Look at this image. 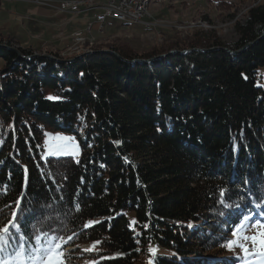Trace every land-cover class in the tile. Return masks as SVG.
<instances>
[{
    "label": "trees",
    "instance_id": "trees-1",
    "mask_svg": "<svg viewBox=\"0 0 264 264\" xmlns=\"http://www.w3.org/2000/svg\"><path fill=\"white\" fill-rule=\"evenodd\" d=\"M247 12L229 44L48 51L60 60L0 47V227L17 213V236L62 237L65 259L85 260L75 264H238L233 230L243 216L264 224V1ZM51 131L75 134L80 156H43Z\"/></svg>",
    "mask_w": 264,
    "mask_h": 264
},
{
    "label": "rangeland",
    "instance_id": "rangeland-1",
    "mask_svg": "<svg viewBox=\"0 0 264 264\" xmlns=\"http://www.w3.org/2000/svg\"><path fill=\"white\" fill-rule=\"evenodd\" d=\"M263 1L153 0L150 15L143 22L123 25L121 21L107 17L106 22L103 23L105 33L98 34L96 32L99 26V23L96 22L93 33L100 37L97 39L96 36H92L95 37L94 40L89 37L90 43H86L88 38L84 31H77L64 40H62V37L53 36L52 32L54 30L49 25L56 21L41 22V18L33 15L34 8L37 7L38 3H42L41 0H0V42H6L12 36V43L15 46L32 47L35 52L47 54L50 50H60L62 54L70 57L84 56L83 52H92L93 46H103L112 42H125L130 46H136L139 52H146L154 46L161 47L170 43L182 42L194 35L200 38L217 36L229 44L239 39L236 24L239 21H245L249 8ZM35 19L40 21H35ZM150 22L153 23L151 26L146 25ZM79 36L86 38L83 39L84 42L78 41ZM3 63L4 61L0 57V69ZM258 78L260 85L263 83L262 79H264V64L258 68ZM44 143L43 156H73L78 158L81 153L80 142L75 134L71 132H47ZM261 234H264V224L258 226L253 222L251 223V221H247L244 227L238 230L237 236H233L231 240H238L239 236L247 235L256 236L257 241H238L243 243L245 248L236 245L231 249L227 248L229 255L238 256L241 259L240 264H261V257L253 255L259 250ZM96 245L94 242H89L79 245L78 248L88 252ZM245 249H248V251L246 252ZM4 256L8 257L10 255ZM62 259L64 264L85 262V260H82L83 258H69L66 260L64 255ZM28 264H31V261Z\"/></svg>",
    "mask_w": 264,
    "mask_h": 264
},
{
    "label": "snow or ice",
    "instance_id": "snow-or-ice-1",
    "mask_svg": "<svg viewBox=\"0 0 264 264\" xmlns=\"http://www.w3.org/2000/svg\"><path fill=\"white\" fill-rule=\"evenodd\" d=\"M117 143H119V141H117ZM0 213H2V210H0ZM252 218V216H243L240 220V224L233 230V236L236 237L238 230L243 228L245 222L252 220ZM91 223L92 222H89V224ZM20 230L21 225L17 213H13L12 218L7 220V222L0 227V264H14V262L15 264H28L29 261H31V264H64L62 259L64 253L62 248L63 245L67 243V240H63L62 237L55 234L49 235V233L40 229H37L38 234L31 237L25 234L17 236V233L20 232ZM54 232L55 230H53V233ZM30 239L34 240V246L30 250V253L26 254V252L17 249L14 256H4L8 245L13 244L14 241H26ZM68 239H71V237ZM243 240L256 242L257 237L247 235L239 236L238 240H229L226 246L230 249L234 245L245 248L243 243L238 242ZM259 245V250L256 253H253V255H259L261 257V264H264V234H261ZM150 251L154 250L150 249ZM245 251L247 252L248 249H245Z\"/></svg>",
    "mask_w": 264,
    "mask_h": 264
},
{
    "label": "crops",
    "instance_id": "crops-1",
    "mask_svg": "<svg viewBox=\"0 0 264 264\" xmlns=\"http://www.w3.org/2000/svg\"><path fill=\"white\" fill-rule=\"evenodd\" d=\"M53 2H58V1H53ZM101 2L102 0H95L94 6H97ZM86 8L88 9L91 8V9L87 11L88 9H85L84 7L83 8L84 11H82L83 13L81 12V13H76V14H69V13L60 12L59 10L52 8V7L37 4V7L34 8L33 15L37 16V18H41L40 19L41 22H45V23H47L48 20H51V21L55 20L56 22L50 24L49 26L52 30H54L52 32L53 36L55 35L56 37H62V40L73 35L76 31L79 32V30H84L89 23H92V32L90 33V35L96 36V38L98 39L100 36L93 33V30H94L93 27L95 26L97 22L96 15L100 13L101 11L97 7H93V6L90 8L89 7H86ZM40 20L35 19V21H40ZM99 26L96 29V32L98 34H103L99 30L100 29ZM21 47H24V46L21 45ZM29 48L33 49L32 47H29Z\"/></svg>",
    "mask_w": 264,
    "mask_h": 264
},
{
    "label": "bare ground",
    "instance_id": "bare-ground-1",
    "mask_svg": "<svg viewBox=\"0 0 264 264\" xmlns=\"http://www.w3.org/2000/svg\"><path fill=\"white\" fill-rule=\"evenodd\" d=\"M41 1L42 2H46L47 4H49L50 6H52V8H55V9L59 10L60 12L69 13V14L81 13L82 11H84V9H83L84 7H85V9H88L86 7H89V8L92 7V6L93 7H97L98 9H100L101 12L96 15V21L100 24V26H99L100 29L99 30L102 33H105V27L103 26V23L106 22L107 17H110L112 19H116L118 21H121L122 23H130V24L143 22V20H145V18L147 17V16L144 17L140 21H134V20H121V19H118V18H116V17H114L112 15H107L106 14V10L104 8V4L110 5V6H112L116 10H122L123 11V9H124V7L121 5V3L120 4L118 2H115L114 3L111 0H104L102 3H99L97 6H94L95 3L93 2V0H90V1H87V0H63V1H58V2L45 1V0H41ZM152 2H153V0H147V4L136 6V13H139V15H147V14L150 15V10L152 8ZM62 3H76L74 5V11H71L70 8L63 10L61 8ZM38 4H41L42 5V3H38ZM90 9H88L87 11H89ZM100 16H103V19H100L99 18ZM152 24L153 23L150 22V23H147L146 25L151 26ZM87 29H88V31H87ZM79 31H84L86 37L88 38V40H87L86 43H90V41H89L90 38L89 37H92L90 35V33L92 32V23H89L84 30H79ZM83 39H86V38H84L83 36L82 37L79 36L78 41L84 42ZM92 39L94 40L93 37H92ZM92 43H94V42H92ZM5 45H8V44H5ZM8 46H10V45H8ZM12 47L18 48V46H12ZM35 53H38V52H35ZM83 53H86V52H83Z\"/></svg>",
    "mask_w": 264,
    "mask_h": 264
},
{
    "label": "built area",
    "instance_id": "built-area-1",
    "mask_svg": "<svg viewBox=\"0 0 264 264\" xmlns=\"http://www.w3.org/2000/svg\"><path fill=\"white\" fill-rule=\"evenodd\" d=\"M112 2H118L119 4L124 7L123 11L122 10H116L110 5L104 4V8L106 10L107 15H112L118 19L121 20H134V21H140L147 15H139V13H136V6L139 5H145L147 4V0H111ZM76 3H62L61 8L63 10L70 8L71 11H74V5ZM42 5H46L48 7H52L46 2H42ZM100 19H103V16L99 17Z\"/></svg>",
    "mask_w": 264,
    "mask_h": 264
},
{
    "label": "water",
    "instance_id": "water-1",
    "mask_svg": "<svg viewBox=\"0 0 264 264\" xmlns=\"http://www.w3.org/2000/svg\"><path fill=\"white\" fill-rule=\"evenodd\" d=\"M264 35V28H263V30H262V36ZM257 41V39L256 40H254V41H250V42H248V43H245L243 46H241V47H239L238 49H236V50H232L231 48H228V47H222V48H224V49H226L228 52H230V53H240V52H242V51H244L247 47H249L250 45H252V44H254L255 42ZM0 47H4V48H7V49H11V50H13V51H15L20 57H22V58H29L30 56L29 55H24L18 48H16V47H12V46H8V45H5V44H2V43H0ZM218 48H220L219 46H217V47H212V48H206V47H196V48H194L193 50H197V51H207V50H212V49H218ZM192 49H187V50H182L181 52L182 53H186V52H188V51H191ZM108 52H111V53H114V54H116V55H118L120 58H122V59H124V60H127V59H125L124 57H122L120 54H118L117 52H115V51H112V50H107ZM174 52H176L175 50H170V52L169 53H165V54H158V55H156V56H152L151 58H149V59H145L144 61H153V60H155V59H160L161 57H165L166 55H168V54H170V53H174ZM35 57V56H37V57H41V58H50V59H56V60H60L58 57H56L55 55H53V54H47V53H34L33 55H32V57ZM73 58H67V59H65L66 61H71ZM136 60H138V59H136ZM136 60H133V61H136ZM128 61H130V60H128Z\"/></svg>",
    "mask_w": 264,
    "mask_h": 264
}]
</instances>
